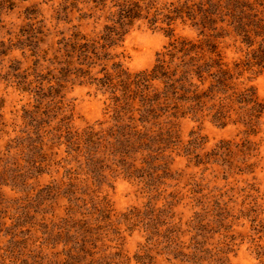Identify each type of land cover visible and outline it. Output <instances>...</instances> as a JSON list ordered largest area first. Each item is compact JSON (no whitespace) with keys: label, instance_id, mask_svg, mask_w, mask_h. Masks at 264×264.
I'll list each match as a JSON object with an SVG mask.
<instances>
[{"label":"rangeland","instance_id":"374dc122","mask_svg":"<svg viewBox=\"0 0 264 264\" xmlns=\"http://www.w3.org/2000/svg\"><path fill=\"white\" fill-rule=\"evenodd\" d=\"M185 1L0 0V264H264V115L218 94L146 122L136 97L121 119L75 71L85 38L115 36V60L150 70L167 34L202 33Z\"/></svg>","mask_w":264,"mask_h":264},{"label":"trees","instance_id":"16d2710c","mask_svg":"<svg viewBox=\"0 0 264 264\" xmlns=\"http://www.w3.org/2000/svg\"><path fill=\"white\" fill-rule=\"evenodd\" d=\"M195 3L194 0L185 1L186 17L192 22L191 26H195L199 14L204 32L197 40L167 34L173 42L159 54L150 70L133 73L122 61L115 60L108 49L118 45L115 36L102 40V44L98 42L103 51L95 40L85 38V43L75 53L81 63L75 71L92 78V84L110 94L121 119L125 112H132L136 97L146 106L145 112L139 115L140 121L146 122L158 113L159 108L168 107L172 101L199 106L224 94L228 97L224 103L230 100L233 101L231 105L237 103L246 107L243 109L250 118L248 123L256 128V122L264 115V102L255 85V78L264 72V0H206L203 5L194 7ZM121 11L126 13L125 9ZM124 29L118 36L125 35ZM232 37L240 42L243 52L242 57L233 61L227 60L225 52L229 48L227 41ZM154 82L163 87L150 90ZM130 142L125 136L120 144L128 146ZM70 257L79 264L76 257Z\"/></svg>","mask_w":264,"mask_h":264}]
</instances>
